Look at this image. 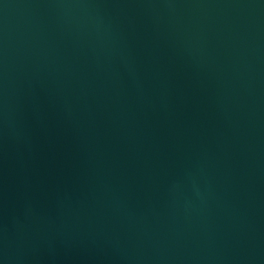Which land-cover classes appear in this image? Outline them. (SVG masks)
<instances>
[{"label":"water","instance_id":"95a60500","mask_svg":"<svg viewBox=\"0 0 264 264\" xmlns=\"http://www.w3.org/2000/svg\"><path fill=\"white\" fill-rule=\"evenodd\" d=\"M0 264H264V0H0Z\"/></svg>","mask_w":264,"mask_h":264}]
</instances>
